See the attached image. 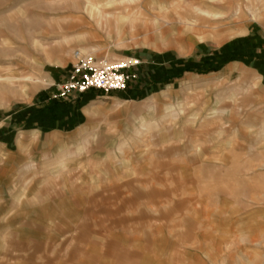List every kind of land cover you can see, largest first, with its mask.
I'll list each match as a JSON object with an SVG mask.
<instances>
[{
	"label": "rangeland",
	"instance_id": "obj_1",
	"mask_svg": "<svg viewBox=\"0 0 264 264\" xmlns=\"http://www.w3.org/2000/svg\"><path fill=\"white\" fill-rule=\"evenodd\" d=\"M261 2L0 0V80L3 79L0 113L15 112L27 105H47L44 112L53 108L55 104L50 103L58 100L57 85L50 86L44 72L52 66L65 74L76 51L96 62L129 60L132 54L148 56L153 65L144 72L155 80L154 90L171 84L183 94L172 100L163 113L148 118L152 128L138 125L139 142L133 144L131 152L129 147L124 148L119 158L128 169L119 166L124 173L108 180V190L115 184L127 189L108 192L107 210H115V194H122V200L133 197L138 200L133 211L136 217L146 215L147 220L138 221V227L151 230L160 224L157 220L169 217L180 236L186 232V219L192 216V209H199L197 201L205 198L212 209H225L226 213L218 215L219 220L216 218L218 221L214 222L226 227L229 234L225 243H220L217 237L206 239L207 245L212 242L214 247L221 245L219 249L225 251L206 255V262L264 264V9ZM201 12L210 15V24L203 26L205 32L201 26L192 31L191 25L201 19ZM214 23L218 26L216 31L223 33L217 37L209 30L214 28L210 27ZM242 24L244 35L223 38L230 30H243ZM182 71L207 77L200 80L195 77L196 80L180 86L173 79L183 75ZM222 73L225 75L220 77ZM46 92L48 99L38 105V97ZM144 95L137 94L134 99L142 101ZM59 115L67 119L64 110ZM110 120L105 122L104 118L97 133L109 136L121 128L116 129ZM158 130L163 134L182 133L183 145L187 142L186 157L165 158V151L153 138ZM199 149L202 154L198 165L213 168H194L193 156ZM111 158L113 155L108 161L112 162ZM131 165L135 169H129ZM180 166L194 170L188 182L197 187L190 195L181 190L183 183L177 178ZM133 170H139V175L133 174ZM115 224L107 221L104 226L108 230ZM177 240L184 242V237ZM172 260L184 264L186 259L184 254H174Z\"/></svg>",
	"mask_w": 264,
	"mask_h": 264
},
{
	"label": "crops",
	"instance_id": "obj_2",
	"mask_svg": "<svg viewBox=\"0 0 264 264\" xmlns=\"http://www.w3.org/2000/svg\"><path fill=\"white\" fill-rule=\"evenodd\" d=\"M208 24L198 22L197 27L201 26L205 32L203 26ZM211 26L214 28L209 30L216 37L223 34L216 31L215 23ZM242 28L244 31H228L223 38L244 35L243 24ZM130 57L141 63L137 67L138 80L128 83L123 92L104 95L101 91L90 90L65 101L59 100L60 103L58 100L50 103L55 106L49 107L47 112L43 109L47 105H27L15 112L0 113V264H175L174 254H184V264H213L206 262V255L225 252L219 249L221 245L214 247L212 242L207 245L206 239L217 237L220 243H225L228 230L214 221L226 211L212 209L205 198L197 203L194 201L199 209H192V216L186 219V232L180 236L169 217L157 220L160 224L151 230L138 227V221L147 220L146 215L136 217L133 211L138 200L133 197L122 200L121 193L115 194L116 208L113 212L107 210L108 192L127 189V186L122 188L115 184L108 190V180L124 173L119 166L126 168L127 165H121L119 158L124 148L129 147L131 152L133 144L139 142L141 129L138 130V125L152 128L153 123L149 124L148 118L163 113L172 100L183 94L171 84L154 90L155 80L144 72L153 65L150 58L135 54ZM71 64L65 74L52 66L44 72L50 86L67 79ZM181 74L173 79L180 86L196 80L195 77L198 80L207 77L192 76L189 71ZM140 93L145 95L137 102L134 98ZM48 96L49 92L40 95L37 104H41V100L46 102ZM63 110L67 113L66 120L59 115ZM104 118L105 122L111 119L116 129L121 128L109 136L97 133ZM153 138L165 151V158L186 157L187 142L183 145L182 133L163 134L158 130ZM171 144L177 146L171 147ZM200 151L193 156L192 163H196L193 167L213 168L198 165ZM112 155L110 162L108 157ZM134 156V153L130 155ZM132 166L129 169H135ZM177 171V178L183 183L181 190L190 195L197 187L188 182L194 170L180 166ZM133 174L138 176L139 170H133ZM107 221L117 224L106 230L104 223ZM181 236L184 242L177 240Z\"/></svg>",
	"mask_w": 264,
	"mask_h": 264
},
{
	"label": "built area",
	"instance_id": "obj_3",
	"mask_svg": "<svg viewBox=\"0 0 264 264\" xmlns=\"http://www.w3.org/2000/svg\"><path fill=\"white\" fill-rule=\"evenodd\" d=\"M129 62H96L92 57L78 51L73 53L71 72L67 79L56 86L58 100H67L90 90L103 92H123L130 82L138 80L139 60L129 58Z\"/></svg>",
	"mask_w": 264,
	"mask_h": 264
},
{
	"label": "bare ground",
	"instance_id": "obj_4",
	"mask_svg": "<svg viewBox=\"0 0 264 264\" xmlns=\"http://www.w3.org/2000/svg\"><path fill=\"white\" fill-rule=\"evenodd\" d=\"M221 3H223L224 2V0H219ZM219 3V2H218ZM261 8L262 9H264V0H262V2H261ZM239 10L240 9H238L237 10V13H239ZM195 11V10H194ZM198 11V10H197ZM236 12V11H235ZM247 12L248 13H251V9H247ZM201 14H202V17H201V19H199V20H197L196 19V21H195V23L193 24V25H191V28H197V23L198 22H200V21H202V22H205V23H209V21H208V18H209V14L208 13H205V12H201ZM200 14V15H201ZM212 14V13H211ZM253 15H254V12H253ZM105 17H107V16H105ZM108 17H109V15H108ZM211 17H213V18H216V15H213V16H211ZM180 18V17H179ZM110 19V18H109ZM114 20L113 21H115V18H113ZM181 19V18H180ZM101 20V19H100ZM163 20V19H162ZM236 20L237 21H239L240 20V18L238 17V16H236ZM102 21V20H101ZM103 21H104V19H103ZM112 21V22H113ZM117 21V20H116ZM190 22V21H189ZM157 23V22H156ZM117 24H118V22H117ZM154 24H155V22H154ZM210 24V23H209ZM147 25V24H146ZM188 25V24H187ZM212 25V24H211ZM148 26V25H147ZM157 26V25H156ZM189 26V25H188ZM149 27V26H148ZM206 28V27H205ZM150 29V28H149ZM146 30H147V28H146ZM144 31H145V29H144ZM134 32V31H133ZM147 32V31H146ZM135 33V32H134ZM105 62H108V61H106V60H104V61H102V62H99V63H105ZM118 62H122V63H127V62H129L128 60L127 61H118ZM3 80V79H2ZM2 80H0V81H2ZM5 81H8V83H10V80H5ZM16 82V81H15Z\"/></svg>",
	"mask_w": 264,
	"mask_h": 264
}]
</instances>
